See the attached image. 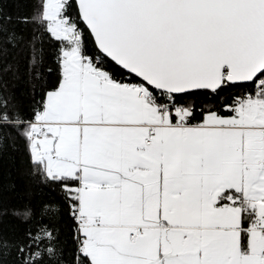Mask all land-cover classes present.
<instances>
[{"label":"snow or ice","instance_id":"snow-or-ice-1","mask_svg":"<svg viewBox=\"0 0 264 264\" xmlns=\"http://www.w3.org/2000/svg\"><path fill=\"white\" fill-rule=\"evenodd\" d=\"M14 22L56 42L59 79L30 115L0 98V128L75 227L0 233V264H264V0H36L15 18L0 0L9 43Z\"/></svg>","mask_w":264,"mask_h":264},{"label":"trees","instance_id":"trees-1","mask_svg":"<svg viewBox=\"0 0 264 264\" xmlns=\"http://www.w3.org/2000/svg\"><path fill=\"white\" fill-rule=\"evenodd\" d=\"M35 3L36 0H3V11L14 18L31 17ZM9 28L15 29L18 38L9 43L6 35L0 34V98H7L10 105L30 115L34 102L58 82L57 44L35 23L17 25L14 22ZM237 91L240 90L233 89L229 95ZM198 102L205 107H213L216 103L203 97ZM26 212L29 213L27 217ZM38 221L52 224L59 231L61 240H67L75 227L68 205L60 199L59 190L45 183L34 169L25 140L15 129L2 127L0 233L12 239Z\"/></svg>","mask_w":264,"mask_h":264}]
</instances>
